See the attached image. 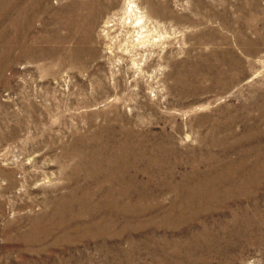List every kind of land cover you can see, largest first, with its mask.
Masks as SVG:
<instances>
[{"label": "rangeland", "instance_id": "374dc122", "mask_svg": "<svg viewBox=\"0 0 264 264\" xmlns=\"http://www.w3.org/2000/svg\"><path fill=\"white\" fill-rule=\"evenodd\" d=\"M142 1L0 0V264H264V0Z\"/></svg>", "mask_w": 264, "mask_h": 264}, {"label": "bare ground", "instance_id": "6f19581e", "mask_svg": "<svg viewBox=\"0 0 264 264\" xmlns=\"http://www.w3.org/2000/svg\"><path fill=\"white\" fill-rule=\"evenodd\" d=\"M107 9H109V8H107ZM110 9H111V12L108 13V15L105 17V19L102 22V31L104 32L103 34L107 35L108 37H110L111 34H115V33H118L116 35H121L123 37L124 41L127 42L126 43L127 45L124 47L125 49H124V52L122 54L128 53L129 49H130V51L133 52V51L139 50L140 48L142 49V48L152 47L155 45V43L157 45V42H156L157 38L156 37H155L156 38L155 40L152 39V42H149V40L147 38L148 36L144 34L145 32L143 30L147 26L148 22H150L151 19H155V18L149 12V10H146L147 8L145 7L142 0H123V4L118 6V8L115 7V8H110ZM116 35H114L113 37H116ZM117 40H118V38H117ZM160 40H161V38H160ZM118 44H120V43H118ZM121 45H124V44L122 43ZM121 45H120V47H121ZM110 51H111L112 55H114V54L116 55V53H117L114 50V47H112V49ZM135 67H136V65H135ZM105 196H107V195H105Z\"/></svg>", "mask_w": 264, "mask_h": 264}]
</instances>
